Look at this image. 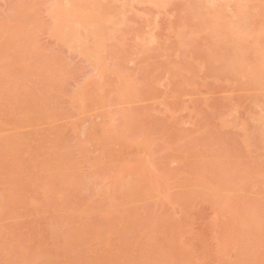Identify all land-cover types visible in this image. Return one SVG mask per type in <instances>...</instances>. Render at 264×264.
Listing matches in <instances>:
<instances>
[{
    "label": "rangeland",
    "instance_id": "rangeland-1",
    "mask_svg": "<svg viewBox=\"0 0 264 264\" xmlns=\"http://www.w3.org/2000/svg\"><path fill=\"white\" fill-rule=\"evenodd\" d=\"M152 1L0 0V264H264V0Z\"/></svg>",
    "mask_w": 264,
    "mask_h": 264
},
{
    "label": "bare ground",
    "instance_id": "bare-ground-1",
    "mask_svg": "<svg viewBox=\"0 0 264 264\" xmlns=\"http://www.w3.org/2000/svg\"><path fill=\"white\" fill-rule=\"evenodd\" d=\"M60 1L62 2V1H64V0H60ZM75 1L78 2V0H75ZM80 1H81V0H80ZM82 1H83V0H82ZM82 1H81V2H82ZM112 1H113V0H112ZM119 1H121V0H119ZM131 1H132V0H131ZM133 1H134V0H133ZM151 1H152V0H151ZM231 1H232V0H231ZM236 1H238V0H236ZM64 2H65V4H64L63 2H62V4H61V5L63 6V7L61 6L62 11H64L65 9L68 8V10H70V11L68 12L69 14H70V12L72 13V10H73V9H75V13H74V14L78 13V10H76V8H77V6H82L81 4L83 3V2H82V3L79 2L78 4H77V3H76V4H73V5H75V6H73V5H71V2H69V3L67 2V3H68L67 5H66V0H65ZM88 2H89V1H88ZM115 2H117V0H115ZM140 2H141V1H140ZM148 2H149V1H148ZM152 2H154V5H155V2H158V0H156V1L154 0V1H152ZM152 2H150V4H151ZM238 2H239V1H238ZM241 2H242V1H241ZM243 2H245V1H243ZM243 2H242V3H243ZM57 3H58V2H57ZM59 3H60V2H59ZM59 3H58V4H59ZM85 3H86V1H85ZM209 3H210V2H209ZM225 3H226V2H225ZM63 4L66 5L65 8H64V5H63ZM69 4H70L72 7H71ZM87 4H88V3H87ZM111 4H112V3H111ZM115 4H116V3H115ZM207 4H208V3H207ZM212 4H213V1H212ZM212 4H211V5H212ZM93 5H95V4H93ZM93 5H92V6H93ZM199 5H200V3H199ZM202 5H203V4H202ZM209 5H210V4H209ZM235 5H236V4H235ZM238 5H239V4H238ZM57 6H58V5H57ZM96 6L99 7L98 4H97ZM194 6H195V5H194ZM248 6H249V5H248ZM73 7H74V8H73ZM75 7H76V8H75ZM87 7H88V6H87ZM93 7H94V6H93ZM196 7H197V6H196ZM204 7H205V6H204ZM207 7H208V6H207ZM209 7H210V6H209ZM209 7H208V8H209ZM237 7H238V6L236 5V7H235L236 9H235V8H231V9H235L234 11H236V10H237ZM242 7L244 8L243 5H242ZM61 8H59V9H61ZM70 8H71V9L73 8V9L71 10ZM88 8H89V7H88ZM119 8H120V7H119ZM208 8H207V9H208ZM227 8H228V7H227ZM243 8H242V9H243ZM59 9H56V10H58L57 12H59ZM79 9H80V10H79V12H80V11H81V7H79ZM188 9H189V8H188ZM194 9H195V7H194ZM194 9H193V11H194ZM240 9H241V8H240ZM246 9H247V8H246ZM252 9H253V8H252ZM82 10H83V12H84V8H83ZM89 10H90V9H89ZM115 10H117V8H116ZM191 10H192V9H191ZM197 10H199V9L197 8L196 11H197ZM202 10H203V9H202ZM208 10H209V9H208ZM250 10H251V9H250ZM62 11H61V12H62ZM76 11H77V12H76ZM86 11H87V10H86ZM86 11H85V13H86ZM193 11H192V14H194V13L196 12V11H195V12H193ZM209 11H210V10H209ZM228 11L231 12V11H233V10H230V8H229ZM61 12H60V13H61ZM87 12H88V11H87ZM93 12H94V11L92 10V13H93ZM100 12H103V13H104V11H103L102 9H101ZM100 12H99V13H100ZM116 12H117V11H116ZM206 12H207V11H206ZM206 12H205V10H204V13H206ZM212 12H213V11H212ZM216 12H217V11H216ZM241 12H242V10H241ZM52 13H53V12H52ZM92 13H91V15H94V14H92ZM94 13H96V12H94ZM97 13H98V12H97ZM198 13H200V12L198 11ZM210 13H211V12H210ZM234 13H235L236 15H238L240 12L237 10V12H234ZM244 13H245V10H244V12H243V15H244V17H245V14H244ZM100 14H102V13H100ZM100 14H99V15H100ZM115 14H116V13H115ZM208 14H209V12H208ZM235 14H233V15H232V18L230 19L231 22H232V24L229 22V25L231 24L230 27L233 25V21H234L235 24H236V21H235V20H236V18H238V17L235 16ZM240 14H242V13H240ZM61 15H62V14H61ZM72 15H73V14H72ZM79 15H80V14H79ZM82 15H83V14H82ZM86 15H87V14H86ZM91 15H90V16H91ZM95 15H97V14H95ZM95 15H94V17H95ZM103 15H104V14H103ZM116 15H117V14H116ZM201 15H203V14H201ZM204 15H205V14H204ZM210 15H211V14H210ZM65 16H66V15H65ZM67 16H68V14H67ZM74 16L79 17L78 15H74ZM80 16H81V15H80ZM104 16H105V15H104ZM194 16H195L196 18L198 17V16L196 15V13H195ZM205 16H206V15H205ZM234 16H235V18H234ZM68 17L71 18V15L68 16ZM68 17H64L66 21H67V18H68ZM87 17H89V16H87ZM87 17H86V18H87ZM94 17H93V20H94ZM98 17H99V16H98ZM110 17H112V16H110ZM114 17H115V16H114ZM199 17H201V16L199 15ZM199 17H198V18H199ZM230 17H231V16H230ZM240 17H242V15H241ZM246 17H247V15H246ZM86 18H85V22H87ZM103 18H104V17H101L100 19H103ZM106 18H108V17H106ZM192 18H193V17H192ZM204 18H205V17H204ZM212 18H213V17H212ZM242 18H243V17H242ZM248 18H249V17H248ZM98 19H99V18H98ZM98 19H97V23L100 22ZM114 19H115V18H114ZM193 19H194V18H193ZM210 19H211V18H210ZM216 19H217V18H216ZM240 19H241V18H239V19L237 20V22L239 21L238 23H241V22H240ZM243 19H244V18H243ZM243 19H242V20H243ZM246 19H247V18H246ZM76 20H77V19H76ZM76 20H75V21H76ZM88 20H89V19H88ZM111 20H113V19H111ZM227 20H228V19H227ZM230 20H229V21H230ZM232 20H233V21H232ZM247 20H248V19H247ZM68 21H69V18H68ZM72 21H73V20H72ZM80 21H81V20H79L78 22H80ZM91 21H92V19H91ZM195 21H196V20H195ZM204 21H205V20H204ZM225 21H226V20H225ZM70 22H71V21H70ZM85 22H82V23L85 24ZM103 22H104V21H103ZM209 22H210V21H209ZM212 22H213V21H212ZM243 22H244V21H243ZM245 22L247 23V21H245ZM87 23L89 24V22H87ZM97 23H94V24H96V25H95V26L93 25L92 27H90V26H91V25H90V26H89L90 29H87V30H91V29L94 28V30H97V32H99V31H98V30H100L99 27H100L102 30H104L103 28H104L106 25L104 26V25L100 22L101 25L98 23L99 26H97V25H98ZM108 23H109V22H108ZM108 23H107V24H108ZM219 23H221V22H219ZM222 23H223V22H222ZM225 23H226V22H225ZM238 23H237V24H238ZM249 23H250V20H249ZM84 24H82V26H83ZM88 24H87L86 26H88ZM104 24H105V23H104ZM115 24H116V23H115ZM237 24H236V25H237ZM102 25L104 26L103 28H102ZM111 25H112V22H111ZM238 25H239V24H238ZM238 25H237V26H238ZM248 25H249V24H245V23H244V26H243V24H240V25H239V26H242L243 29H242V27H240L241 29L239 28L236 32L240 33L242 36H241L240 34L235 33V34H237L236 38H241V37H243V34H246V33L249 34L248 37L250 36V33H249V32H250V31H249L250 27H249ZM78 26H79V25H78ZM109 26H110V23H109ZM185 26H186V25H185ZM223 26H224V25H223ZM239 26H238V27H239ZM247 26H248V27H247ZM80 27H81V26H80ZM89 27H88V28H89ZM95 27L98 28V29H96ZM224 27H226V26H224ZM228 27H229V26H228ZM230 27H229V29H230ZM238 27H233V28L237 29ZM245 27H247V28H245ZM84 28H85V26H84ZM108 28H109V27H108ZM231 28H232V27H231ZM244 28H245V29H244ZM81 29H83V27H82ZM105 29H106V27H105ZM247 29H248V30H247ZM87 30H84V31H86V33L88 32V34H91V35H92V32H93V33H94V37L96 36V34H95V33H97L96 31L91 30V31H92V32H91V31H87ZM102 30H100L99 33L103 32ZM224 30H225V29H224ZM231 30H232V29H231ZM240 30H242V32H241ZM243 30H245L246 32L243 31ZM105 31H106V30H105ZM232 31H234V30H232ZM232 31H230V33H232ZM239 31H240V32H239ZM247 31H248V32H247ZM89 32H90V33H89ZM243 32H245V33H243ZM99 33H97L98 36H99ZM103 33H104V32H103ZM178 33H179V32H178ZM181 33H182V32H181ZM83 34H85V33H83ZM235 34H234V35H235ZM86 35H87V34H86ZM102 35H103V34H102ZM232 35H233V34H232ZM234 35H233V36H234ZM238 35H239V36H238ZM72 36H73V35H72ZM75 36H76V37H75L74 41H76V38H77V36H78V33H77V35H75ZM88 36H89V35H88ZM88 36H87V37H88ZM100 36H101V35H100ZM178 36L181 37L180 34H178ZM245 36H246V35H245ZM73 37H74V36H73ZM73 37H72V38H73ZM87 37H86V38H87ZM101 37H102V39H101ZM101 37H98L99 40H97V37H96L95 40H97V41H101V40H103V36H101ZM150 37H151L152 40H154V39L152 38L153 36H150ZM254 37H255V36H254ZM67 38H68V37H67ZM72 38H71V39H72ZM79 38H80V37H79ZM88 38H89V37H88ZM92 38H93V37H92ZM243 38H244V37H243ZM68 39H70V37H69ZM68 39H67V41H68V43H70ZM100 39H101V40H100ZM180 39H181V38H180ZM244 39H245V38H244ZM252 39H253V38H252ZM62 40H64V39H62ZM92 40H94V39H91V41H92ZM178 40H179V38H178ZM245 40H246V39H245ZM247 40H248V39H247ZM65 41H66V40H65ZM67 41L65 42V44L67 43ZM72 41H73V40H72ZM74 41H73V44H75ZM91 41H89V42H91ZM148 41H149V40H148ZM148 41H147V43H150V42H151V44H155V43H153L154 41H153V42H152L151 40H150V42H148ZM93 42H94V41H93ZM93 42H92V43H93ZM179 42H180V41H179ZM182 42H183V41H182ZM247 42H248V41H247ZM71 43H72V42H71ZM76 43L79 44V40H78V39H77V42H76ZM96 43H97V42H96ZM89 44H91V43H89ZM99 44H100V42H99ZM145 44H146V42H145ZM250 44H251V43H250ZM83 45H84V44H83ZM83 45H82V46H83ZM96 45H97L98 48L100 47V46H98V44H96ZM68 46H69V45H68ZM102 46H103V45H102ZM144 46H145V45H144ZM148 46H149V45H148ZM151 46H152V45H151ZM247 46H248V45H247ZM72 47H73V46H72ZM87 47H88V44H87L86 48H87ZM253 47H254V46H253ZM75 48H76V47H75ZM89 48H90V47H89ZM98 48H97V49H98ZM249 48L251 49L250 46H249ZM87 49H88V48H87ZM92 49H93V47H92L90 50H92ZM97 49L95 48V50H97ZM233 49H234V48H233ZM247 49H248V48H247ZM88 50H89V49H88ZM99 50H100V49H99ZM99 50H98V51H99ZM207 50H208V49H207ZM207 50H206V51H207ZM241 50H242V49H241ZM248 50H249V49H248ZM86 51H87V50H86ZM87 52H88V51H87ZM96 52H97V51H95V53H96ZM178 52H179V51H178ZM209 52H210V51H209ZM240 52H241V51H240ZM88 53H89L88 55H90L92 52L90 51V52H88ZM95 53L92 55V56H93V57H92L93 59H94V56L97 55V54H95ZM97 53H98V52H97ZM85 57H86V56H85ZM89 58H90V56H89ZM92 58H91V59H92ZM95 58H97V60L99 59L98 57H95ZM258 59H259V58H258ZM263 59H264V55H263ZM89 60H90V59H89ZM218 60H219V59H218ZM228 60H229V59H228ZM228 60H225V61H226L225 64H227ZM92 62H93V61H92ZM229 62H230V61H229ZM229 62H228V63H229ZM261 62H262V63H261ZM256 63H258V64H257L258 66H259V63H261V65H260L261 68L257 67L259 70H260V69H264V61H262V60L260 59V61H258V62H256ZM175 65H176V64H175ZM228 65H230V64H228ZM255 66H256V65H254L253 67H255ZM172 67H173V66H172ZM176 67H177V66H176ZM233 67H234V66H233ZM229 68H230V67H229ZM235 68H236V67H235ZM235 68H233V69H235ZM238 68H239V67H238ZM171 69H173V68H171ZM176 69H177V68H176ZM258 69H257V70H258ZM251 70H252V69H251ZM259 70H258V71H259ZM241 71H242V70H241ZM241 71H240V72H241ZM243 71H244V70H243ZM243 71H242V72H243ZM255 71H256V70H255ZM261 71H262V70H260V72H261ZM237 72H238V71H236V73H237ZM242 72H241V73H242ZM263 72H264V70H263ZM247 73H248V72H247ZM261 73H262V72H261ZM176 74H177V73H176ZM242 74H243V73H242ZM262 74H264V73H262ZM249 75H250V74H249ZM254 75H255V74H254ZM260 77H262V75H261ZM250 78H251V77H250ZM250 78H249V79H250ZM253 79H254V78H253ZM258 80H264V78H262V79L259 78ZM258 80H257L256 82L253 83V84H254L253 86H255L256 83H257L256 85H260V84L263 85V82H264V81H262V83L258 84V82H259ZM260 82H261V81H260ZM262 89H263V87H262ZM262 89H261V90H262ZM260 105H261V104H260ZM255 107H256V106H255ZM257 107H258V106H257ZM257 107H256V108H257ZM262 110H263V109H262ZM258 111H259V110H258ZM259 112H260V111H259ZM256 114H257V113H256ZM257 115H258V114H257ZM262 115H263V114H262ZM262 115H261V116H262ZM258 119H261V120H259V122L262 121V122H260V124H261V129H262V131H263V130H264V129H263V127H264V120H262L263 117H259V116H258ZM253 120L257 122L256 119L253 118ZM259 122H258V124H259ZM253 123H255V122H253ZM262 123H263V124H262ZM262 125H263V126H262ZM256 126H257V127H256ZM259 126H260V125H259ZM253 127L255 128V130H260V129H258V125H255V126L253 125L252 128H253ZM254 128H253V129H254ZM256 128H257V129H256ZM248 130H249V129H248ZM248 130H247V131H248ZM251 131H252V130H251ZM251 131H250V132H251ZM260 131H261V130H260ZM256 132H259V131H256ZM260 133H261V132H260ZM259 136H260V135H259ZM259 138H260V137H259ZM123 171H124V170H123ZM119 173H120V172H119ZM125 173H127V172H125ZM242 173H243V172H242ZM120 174H121V173H120ZM122 175H123V174H122ZM123 177H124V175H123L122 177L119 176V177H118V178L120 179L119 181H121V179H122ZM125 178H127V177H125ZM116 180H118V179H116ZM126 182H127V181H126ZM120 183H121V182H120ZM124 184H125V182H124ZM77 238H78V237H77ZM79 238H80V237H79Z\"/></svg>",
    "mask_w": 264,
    "mask_h": 264
}]
</instances>
